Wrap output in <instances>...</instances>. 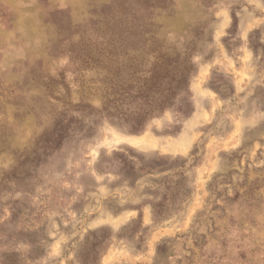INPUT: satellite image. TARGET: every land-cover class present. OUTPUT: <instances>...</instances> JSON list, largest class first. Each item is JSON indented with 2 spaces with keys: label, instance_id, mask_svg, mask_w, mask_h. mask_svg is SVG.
Masks as SVG:
<instances>
[{
  "label": "rangeland",
  "instance_id": "obj_1",
  "mask_svg": "<svg viewBox=\"0 0 264 264\" xmlns=\"http://www.w3.org/2000/svg\"><path fill=\"white\" fill-rule=\"evenodd\" d=\"M0 264H264V0H0Z\"/></svg>",
  "mask_w": 264,
  "mask_h": 264
},
{
  "label": "trees",
  "instance_id": "obj_2",
  "mask_svg": "<svg viewBox=\"0 0 264 264\" xmlns=\"http://www.w3.org/2000/svg\"><path fill=\"white\" fill-rule=\"evenodd\" d=\"M164 56L161 57L160 62H162L164 66V70L166 74H168L169 69L177 70L176 74H171L170 77L168 75L166 78V95L163 96V99L160 102H144V115L153 114L155 111H164L165 109L172 107V100L175 98L177 94L187 93L188 90V77L192 72V64L188 59L179 60L177 57L175 60L163 61ZM148 118L144 117H134L125 122L130 127V130L134 133L140 132Z\"/></svg>",
  "mask_w": 264,
  "mask_h": 264
}]
</instances>
